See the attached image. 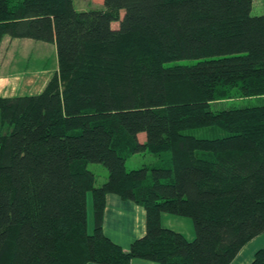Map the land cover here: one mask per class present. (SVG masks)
<instances>
[{
    "label": "trees",
    "instance_id": "obj_1",
    "mask_svg": "<svg viewBox=\"0 0 264 264\" xmlns=\"http://www.w3.org/2000/svg\"><path fill=\"white\" fill-rule=\"evenodd\" d=\"M252 4L0 0V41L57 54L39 94L0 97V264H232L264 234V103L214 109L264 100ZM143 153L154 162L127 170ZM89 165L104 168L101 183ZM110 195L145 211L128 250L103 231ZM163 214L190 220L193 239ZM249 264H264V249Z\"/></svg>",
    "mask_w": 264,
    "mask_h": 264
},
{
    "label": "crops",
    "instance_id": "obj_2",
    "mask_svg": "<svg viewBox=\"0 0 264 264\" xmlns=\"http://www.w3.org/2000/svg\"><path fill=\"white\" fill-rule=\"evenodd\" d=\"M12 42H16L14 45L22 44L26 46V48L32 47L31 45L34 44L29 40H11L10 44H7L5 49L10 51L9 49L12 46ZM2 57L3 58L0 57V68L2 69L5 67L4 69L8 70L5 74H0V97L11 98L37 95L43 90L52 76L53 72L48 68L36 70V68L27 67L25 64H23L24 66H22V69L15 74L10 70L12 60H8L6 54H3ZM26 58H22L20 61L24 60L27 62L28 59ZM145 220V211L140 206L132 202L122 201L117 196H107L103 231L108 238L121 246L124 250H128L135 239L144 235ZM190 224L191 223L184 218L164 214L161 215V225L164 228L181 233L188 240H192L194 237L193 227ZM260 249H264V234L247 244L232 264H249L252 259L250 261L247 260L251 256V253L253 252L254 254L255 251ZM130 264L154 263L133 259Z\"/></svg>",
    "mask_w": 264,
    "mask_h": 264
},
{
    "label": "rangeland",
    "instance_id": "obj_3",
    "mask_svg": "<svg viewBox=\"0 0 264 264\" xmlns=\"http://www.w3.org/2000/svg\"><path fill=\"white\" fill-rule=\"evenodd\" d=\"M102 1L103 0H73V6L76 11H87L92 9H101L102 8ZM251 15L253 16H262L264 15V0H253L252 4V11ZM114 27H117V25H114ZM11 39L3 38L0 41V57H2L3 54L7 55L8 60H12V66L10 67L11 71L13 73H17L20 69H22L23 64H25L27 67L30 68H36V70H39L41 68H48L53 73L57 70V54L56 49L54 45L51 44H45L41 42L31 41V43H34L31 45L32 47L26 48V46L22 44H16V42H12V46L8 51L5 49L7 44H10ZM28 55V56H27ZM27 56V58H26ZM28 59V61H24L20 59ZM20 61V62H19ZM14 63V64H13ZM22 63V64H21ZM46 66V67H45ZM5 68V67H4ZM0 68V74H5L8 69ZM263 99H241L239 97H234L231 101L226 102H218L214 109H235V108H245V107H251V106H259L263 104ZM155 158L153 155H150L148 153L143 154H136L132 156L129 160L126 161L125 167L127 170H135L139 169L143 164L147 165L152 162H154ZM88 168L93 171L96 174L97 177V184L101 183L103 181V176L105 170L100 165H89ZM91 193L87 194V220H88V229L92 230V201H91ZM190 223H192L190 220H187ZM192 225V224H190ZM256 252V251H255ZM254 252V254H255ZM253 252L251 253V256L248 258L247 261H250L253 259L254 256ZM246 261V262H247Z\"/></svg>",
    "mask_w": 264,
    "mask_h": 264
}]
</instances>
